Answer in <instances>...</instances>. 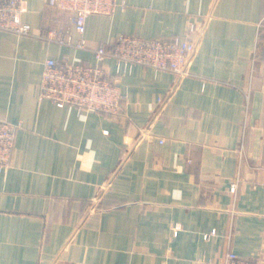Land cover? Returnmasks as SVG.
Returning <instances> with one entry per match:
<instances>
[{"label": "crops", "instance_id": "obj_1", "mask_svg": "<svg viewBox=\"0 0 264 264\" xmlns=\"http://www.w3.org/2000/svg\"><path fill=\"white\" fill-rule=\"evenodd\" d=\"M23 2L30 33L0 30V119L15 129L0 172V264L264 255V0H115L82 35L55 0ZM190 24L189 74L175 84L170 71L131 66L119 114L40 98L47 58L93 64V49L120 35L184 37ZM68 36L87 48L59 42Z\"/></svg>", "mask_w": 264, "mask_h": 264}, {"label": "built area", "instance_id": "obj_2", "mask_svg": "<svg viewBox=\"0 0 264 264\" xmlns=\"http://www.w3.org/2000/svg\"><path fill=\"white\" fill-rule=\"evenodd\" d=\"M56 5L73 12L75 31L82 35L88 16L109 15L115 10V0H55ZM124 9V8H123ZM25 12L23 0H0V30L15 35H28L31 27L22 21ZM196 31L190 24L184 37L142 38L139 36L120 35L110 44H99L93 49L94 63L57 62L47 58L39 83L40 98L62 108L70 106L79 112H100L116 115L123 109L124 96L118 87L119 76L125 74L134 65L151 67L156 71H170L175 75L177 84L189 74L191 60L198 41L189 37ZM71 44L77 49H86L87 43L81 38L73 42L71 36L59 40ZM112 59L123 68L122 72L112 73L106 63ZM164 99L159 98L160 106ZM15 129L0 119V172L10 165L14 148ZM160 142H163L160 140ZM235 186L230 187V192ZM181 230L179 224L172 226V236ZM215 235V230L202 235L205 241ZM193 264H264L263 253L252 258H241L234 252H226L220 259L197 257Z\"/></svg>", "mask_w": 264, "mask_h": 264}]
</instances>
